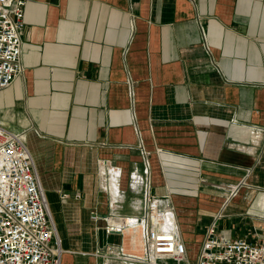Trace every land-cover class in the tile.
Wrapping results in <instances>:
<instances>
[{"label":"crops","instance_id":"1","mask_svg":"<svg viewBox=\"0 0 264 264\" xmlns=\"http://www.w3.org/2000/svg\"><path fill=\"white\" fill-rule=\"evenodd\" d=\"M23 21L0 126L32 155L59 264L140 255V229L103 217L139 215L147 183L184 264L212 224L264 239V0H27Z\"/></svg>","mask_w":264,"mask_h":264},{"label":"built area","instance_id":"2","mask_svg":"<svg viewBox=\"0 0 264 264\" xmlns=\"http://www.w3.org/2000/svg\"><path fill=\"white\" fill-rule=\"evenodd\" d=\"M27 0H0V90L22 71L21 32ZM140 181V180H139ZM147 183L139 215H105L104 232L139 228L142 253L106 245L99 253L119 264H184L187 249L173 207H160ZM168 200V197H164ZM93 217H95L93 215ZM59 244L44 191L23 135L0 126V264H59ZM195 264H264V239H224L212 224Z\"/></svg>","mask_w":264,"mask_h":264},{"label":"rangeland","instance_id":"3","mask_svg":"<svg viewBox=\"0 0 264 264\" xmlns=\"http://www.w3.org/2000/svg\"><path fill=\"white\" fill-rule=\"evenodd\" d=\"M191 264H194V261L191 259Z\"/></svg>","mask_w":264,"mask_h":264}]
</instances>
